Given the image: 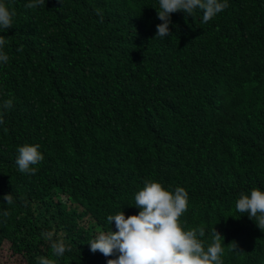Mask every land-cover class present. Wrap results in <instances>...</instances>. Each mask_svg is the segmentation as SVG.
Wrapping results in <instances>:
<instances>
[{
    "label": "trees",
    "instance_id": "trees-1",
    "mask_svg": "<svg viewBox=\"0 0 264 264\" xmlns=\"http://www.w3.org/2000/svg\"><path fill=\"white\" fill-rule=\"evenodd\" d=\"M31 2L0 0V264L117 259L89 242L139 214L145 181L186 190L180 224L205 249L216 229L222 264H264V228L235 207L264 191V0H226L207 23L174 12L163 38L159 0ZM26 144L34 174L16 163Z\"/></svg>",
    "mask_w": 264,
    "mask_h": 264
},
{
    "label": "clouds",
    "instance_id": "clouds-1",
    "mask_svg": "<svg viewBox=\"0 0 264 264\" xmlns=\"http://www.w3.org/2000/svg\"><path fill=\"white\" fill-rule=\"evenodd\" d=\"M43 3L44 0H33L26 7L35 8ZM159 3L158 18L163 23L157 25L155 37L160 38L170 35V14L174 12L182 10L191 15L199 8L203 11V22L207 23L228 7L226 0H159ZM11 23L12 14L0 4V28H9ZM73 29H65L63 34L73 32ZM4 43L5 40L0 38V46ZM18 51H22V47ZM0 61L6 63L8 56L0 53ZM11 105V100L4 103L5 108ZM18 153L16 163L19 170L34 174L36 169L31 166L43 159L38 146L23 145L18 148ZM4 199L8 204L13 202L10 194ZM135 206L141 209L138 215L126 218L120 212L107 217L110 224L115 221L118 231L101 233L89 242L93 253L99 251L106 257L112 256L116 251L120 253L117 259L108 260V264H222V236L216 229L213 232V242L205 249L204 242L197 238L198 235H205L203 228L187 231L182 228L180 217L188 208V193L184 188L177 187L172 192L159 182L145 181V186L135 195ZM235 207L239 213H247L260 228H264V191L253 189L250 195L241 193ZM52 248L56 256H63L66 251L62 242L54 243ZM40 264L53 262L42 257Z\"/></svg>",
    "mask_w": 264,
    "mask_h": 264
}]
</instances>
